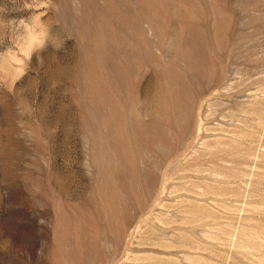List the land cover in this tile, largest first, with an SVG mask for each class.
Here are the masks:
<instances>
[{
  "label": "rangeland",
  "instance_id": "1",
  "mask_svg": "<svg viewBox=\"0 0 264 264\" xmlns=\"http://www.w3.org/2000/svg\"><path fill=\"white\" fill-rule=\"evenodd\" d=\"M0 264H264V0H0Z\"/></svg>",
  "mask_w": 264,
  "mask_h": 264
},
{
  "label": "clouds",
  "instance_id": "2",
  "mask_svg": "<svg viewBox=\"0 0 264 264\" xmlns=\"http://www.w3.org/2000/svg\"><path fill=\"white\" fill-rule=\"evenodd\" d=\"M30 58V57H29Z\"/></svg>",
  "mask_w": 264,
  "mask_h": 264
}]
</instances>
